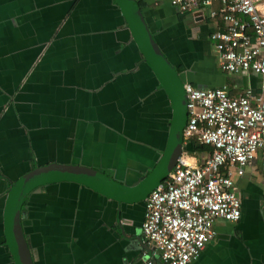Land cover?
I'll return each mask as SVG.
<instances>
[{
	"label": "crops",
	"instance_id": "1",
	"mask_svg": "<svg viewBox=\"0 0 264 264\" xmlns=\"http://www.w3.org/2000/svg\"><path fill=\"white\" fill-rule=\"evenodd\" d=\"M137 3L184 84L264 95L263 75L220 68L209 36L223 29L220 14L179 13L170 0ZM172 117L117 0H0V264H16L4 214L12 182L36 167L76 164L133 188L158 164ZM183 142L192 164L210 153L193 137ZM236 169L223 172L231 171L241 215L216 219L214 238L189 264H264L260 153L242 174ZM144 203H118L76 181L35 187L21 213L33 264H162L142 237Z\"/></svg>",
	"mask_w": 264,
	"mask_h": 264
},
{
	"label": "built area",
	"instance_id": "2",
	"mask_svg": "<svg viewBox=\"0 0 264 264\" xmlns=\"http://www.w3.org/2000/svg\"><path fill=\"white\" fill-rule=\"evenodd\" d=\"M214 1L219 3L214 9ZM262 0H170L177 12L206 8L221 15L222 30L210 39L219 66L228 73L264 76V11ZM187 120L183 140L196 138L211 147L200 164L180 155L174 168L145 197L141 224L143 240L151 244L162 264H189L214 238L216 219L235 222L241 215L231 171L242 174L260 153V183L264 194V95L250 88L231 96L224 87L184 84ZM264 91V77L260 83ZM148 259L147 264H154Z\"/></svg>",
	"mask_w": 264,
	"mask_h": 264
},
{
	"label": "water",
	"instance_id": "3",
	"mask_svg": "<svg viewBox=\"0 0 264 264\" xmlns=\"http://www.w3.org/2000/svg\"><path fill=\"white\" fill-rule=\"evenodd\" d=\"M117 3L133 39L171 100L173 117L165 150L153 171L133 188L120 185L92 168L76 164L36 167L12 182L6 194L4 214L7 242L16 264H33L22 229L21 208L24 198L35 187L48 182L76 181L118 203H133L143 200L168 175L185 149L182 136L187 120L184 82L155 43L137 0H117Z\"/></svg>",
	"mask_w": 264,
	"mask_h": 264
},
{
	"label": "trees",
	"instance_id": "4",
	"mask_svg": "<svg viewBox=\"0 0 264 264\" xmlns=\"http://www.w3.org/2000/svg\"><path fill=\"white\" fill-rule=\"evenodd\" d=\"M193 139H195V140H196V138H194V137H193ZM202 145H203V146H206V147H207V148H208V149L211 151V147H210L209 145H207V144H204V143H202ZM225 168H226V167H222V168H221V171H224V170H225ZM225 172H226V171H225Z\"/></svg>",
	"mask_w": 264,
	"mask_h": 264
},
{
	"label": "flooded vegetation",
	"instance_id": "5",
	"mask_svg": "<svg viewBox=\"0 0 264 264\" xmlns=\"http://www.w3.org/2000/svg\"><path fill=\"white\" fill-rule=\"evenodd\" d=\"M144 205H145V203H144ZM22 211H23V206H22V208H21V213H22Z\"/></svg>",
	"mask_w": 264,
	"mask_h": 264
}]
</instances>
